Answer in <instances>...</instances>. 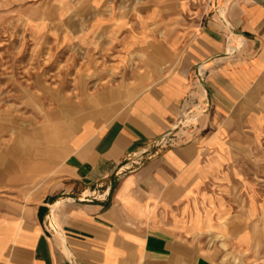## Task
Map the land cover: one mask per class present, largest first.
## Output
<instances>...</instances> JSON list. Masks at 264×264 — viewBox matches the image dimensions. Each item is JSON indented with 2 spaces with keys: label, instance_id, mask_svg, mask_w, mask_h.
I'll return each instance as SVG.
<instances>
[{
  "label": "rangeland",
  "instance_id": "1",
  "mask_svg": "<svg viewBox=\"0 0 264 264\" xmlns=\"http://www.w3.org/2000/svg\"><path fill=\"white\" fill-rule=\"evenodd\" d=\"M192 5L190 0H0V215L32 213L69 172L73 134L110 124L171 70L181 42L178 30L198 20ZM191 69L193 86L173 124L179 127L160 144L173 126L130 151L117 176L198 135L211 107L208 69L203 63ZM240 128L236 158L206 181L213 185L211 205L200 214L213 223L223 214L230 224L224 230L209 225L190 240L200 264H264V120L241 122Z\"/></svg>",
  "mask_w": 264,
  "mask_h": 264
},
{
  "label": "crops",
  "instance_id": "2",
  "mask_svg": "<svg viewBox=\"0 0 264 264\" xmlns=\"http://www.w3.org/2000/svg\"><path fill=\"white\" fill-rule=\"evenodd\" d=\"M190 2L198 20L178 30L171 70L110 124L73 134L69 172L32 213L0 215V264H200L190 240L230 224L204 214L206 181L236 158L241 122L264 120V0ZM196 63L208 69L211 101L198 135L117 176L130 151L173 126Z\"/></svg>",
  "mask_w": 264,
  "mask_h": 264
},
{
  "label": "water",
  "instance_id": "3",
  "mask_svg": "<svg viewBox=\"0 0 264 264\" xmlns=\"http://www.w3.org/2000/svg\"><path fill=\"white\" fill-rule=\"evenodd\" d=\"M183 115L185 116L186 115V112H183ZM179 126H173L170 130H168L167 132H172L173 130H175L176 128H178ZM166 132V133H167ZM53 223L55 224V221L53 220ZM55 226H56V224H55Z\"/></svg>",
  "mask_w": 264,
  "mask_h": 264
},
{
  "label": "built area",
  "instance_id": "4",
  "mask_svg": "<svg viewBox=\"0 0 264 264\" xmlns=\"http://www.w3.org/2000/svg\"><path fill=\"white\" fill-rule=\"evenodd\" d=\"M185 121H186V120H185ZM168 133H169V132H167V133L164 134V137L161 139V141L159 142V144L162 143V141H164L165 136H166Z\"/></svg>",
  "mask_w": 264,
  "mask_h": 264
}]
</instances>
